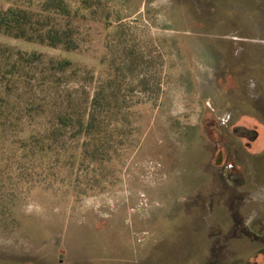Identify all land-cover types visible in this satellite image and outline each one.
<instances>
[{
    "label": "rangeland",
    "instance_id": "obj_1",
    "mask_svg": "<svg viewBox=\"0 0 264 264\" xmlns=\"http://www.w3.org/2000/svg\"><path fill=\"white\" fill-rule=\"evenodd\" d=\"M86 13L72 52L0 34L43 54L0 93L39 106L27 133L88 117L120 82L126 143L25 177L0 264H264V0H113L111 25Z\"/></svg>",
    "mask_w": 264,
    "mask_h": 264
},
{
    "label": "trees",
    "instance_id": "obj_2",
    "mask_svg": "<svg viewBox=\"0 0 264 264\" xmlns=\"http://www.w3.org/2000/svg\"><path fill=\"white\" fill-rule=\"evenodd\" d=\"M112 2L80 0L75 9L70 0H0V34L72 52L78 49L80 24L88 19L86 11H92L91 15L98 16L100 22L110 24ZM42 60L41 53L19 51L14 54L8 47L0 46V83L7 81L6 89H11L23 74H30L31 68ZM56 64L60 71L73 65L65 60ZM119 84L111 82L113 89L108 95L100 92L94 97L88 117L64 113L58 117L60 126L27 133L22 121L25 117L38 115L39 106L32 102L17 111L12 91L10 95L5 91L0 93V228L10 224L17 226L14 200L23 191L24 178L33 171L40 168L52 170L55 165L68 169L78 167L82 171L90 165L108 163L120 153L126 142L120 126ZM144 84L148 86L146 82H140L145 90ZM69 129L73 131L70 134L74 140L72 143L67 138Z\"/></svg>",
    "mask_w": 264,
    "mask_h": 264
},
{
    "label": "flooded vegetation",
    "instance_id": "obj_3",
    "mask_svg": "<svg viewBox=\"0 0 264 264\" xmlns=\"http://www.w3.org/2000/svg\"><path fill=\"white\" fill-rule=\"evenodd\" d=\"M224 173H225V174H228V171L225 170ZM260 250H261V249H260ZM261 254H264V249L261 251Z\"/></svg>",
    "mask_w": 264,
    "mask_h": 264
}]
</instances>
